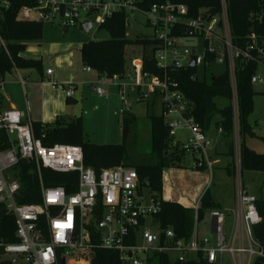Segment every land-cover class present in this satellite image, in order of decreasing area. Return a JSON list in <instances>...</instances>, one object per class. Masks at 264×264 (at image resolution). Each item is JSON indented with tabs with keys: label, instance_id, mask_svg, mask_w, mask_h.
Returning <instances> with one entry per match:
<instances>
[{
	"label": "built area",
	"instance_id": "built-area-1",
	"mask_svg": "<svg viewBox=\"0 0 264 264\" xmlns=\"http://www.w3.org/2000/svg\"><path fill=\"white\" fill-rule=\"evenodd\" d=\"M228 6L229 0H220L217 13L211 8L193 13L180 0H155L154 3L152 0H33L31 5L20 8L16 20L48 24L68 32L86 22H90L92 28L101 27L116 14L126 16L128 28L136 16L144 17L153 30V36L149 37L151 44L147 46L150 54L140 59L131 58L121 75L96 73L97 81L90 87L101 98L110 95L109 86L117 87L122 96L123 114L131 113L127 98L135 103L154 101L172 144L178 145L186 156L193 157L195 170L204 169L207 191L213 185L217 164L211 155L215 138H220L223 131L219 129L214 137L203 129L195 120L179 81L172 75L189 68L203 74L206 68L225 66L233 93L237 142L236 132L240 137L237 72L247 64H256L258 71L252 77V84L264 82L259 74L264 68V36L252 33L244 48L237 47L233 42ZM10 7V0H0V18ZM187 40H201V44L190 49L185 44ZM0 42V54L15 65L1 33ZM149 56L152 62L148 65L152 63L160 75L146 70L145 59ZM83 71L95 73L89 66ZM45 74L51 88L58 91L54 71L47 69ZM5 84V77L0 75V210L15 218L18 242L0 244L4 250L2 264H94L101 250L117 253L120 264H160V258H170L171 254L177 256L175 262L179 263L254 264L256 259H264V244L254 236V228L262 220L256 199L243 186L237 145V166L233 173L238 190L236 208L208 211L212 218L211 236L201 238L200 199L193 207L191 237L178 238L172 228L162 230L155 221L163 201L178 199L174 183L169 195L165 197L163 191L160 199L150 191L147 181H141L135 168L122 165L98 172L86 166L81 146H45L35 137L33 121L5 106ZM62 89L67 99L75 98L76 88L71 83L62 84ZM180 131L187 132L184 142L176 141ZM22 165L37 176L38 203H21L24 198L20 180ZM44 169L63 176L64 185H48L47 180L56 179L45 178ZM229 216L233 217V222L226 235Z\"/></svg>",
	"mask_w": 264,
	"mask_h": 264
},
{
	"label": "trees",
	"instance_id": "trees-1",
	"mask_svg": "<svg viewBox=\"0 0 264 264\" xmlns=\"http://www.w3.org/2000/svg\"><path fill=\"white\" fill-rule=\"evenodd\" d=\"M11 7L0 18V33L7 42L9 52L16 67L35 68L42 75L41 61L26 60L21 54L26 51L29 42H41L44 37V24L20 22L16 20L21 7L31 5L33 0H10ZM155 0H152L154 3ZM186 3L193 13H198L202 8H211L214 13L220 10V0H180ZM229 19L233 42L237 47L244 48L248 37L255 33L264 36V0H229ZM124 14H116L110 18L102 28L110 33L107 41H89L82 45L80 53L84 66L91 67L95 73L107 76L121 75L125 72L130 61L126 57V47L132 44L145 48L151 44L149 37H138L134 41L127 38V25ZM151 56L146 57V70L160 75V71L148 62H152ZM13 63L4 54H0V75L6 76L11 72ZM256 64H247L237 72L238 106H239V136L242 172L264 173V154L256 152L247 145L248 138H256L254 126L250 123V117L254 113L255 97L257 95L252 77L257 73ZM201 72L189 68L173 73V77L179 81L181 90L192 106V114L195 120L206 132L217 133L222 129L220 138L227 141V157L233 158L235 152V124L232 106V88L228 71L216 75L212 68H206ZM196 75V79H193ZM221 101L227 104L220 106ZM148 120L150 124L151 148L139 161L129 160L126 146L123 145H98L86 140L82 119L66 120L57 118L53 124L34 123L35 137L45 145L68 144L81 146L84 151L85 164L100 172L103 169H111L131 163L140 176L142 182H148L150 191L158 198L163 197L164 170L175 164L178 167L184 162L186 155L174 146L169 136L165 121L156 112L154 101L148 102ZM136 122V116L132 113L124 114L123 132L127 138L131 123ZM264 141V139L262 138ZM125 166V165H124ZM28 166H21V183L24 198L21 203L40 202L37 192V176L29 173ZM18 172V166L15 169ZM227 173L233 176V162L227 167ZM204 171V169H202ZM45 178L56 179L54 182L47 180L48 185H64V177L47 169L43 170ZM18 178V173H17ZM49 181V182H48ZM72 192L73 190H68ZM161 212L155 216V221L160 229L172 228L178 238L189 239L194 226V210L186 208L177 202L163 201ZM256 207L261 217V222L254 228L255 238L264 244V195L256 199ZM213 209H221L210 193L205 191L200 200L198 211L199 221H202L206 213ZM15 218L7 211L0 210V244L17 243ZM4 250L0 247V264L3 263ZM94 264H120L117 253L107 250L98 252ZM160 264H204L202 261L179 263L172 262L169 257L160 258ZM254 264H264V259H256Z\"/></svg>",
	"mask_w": 264,
	"mask_h": 264
},
{
	"label": "rangeland",
	"instance_id": "rangeland-1",
	"mask_svg": "<svg viewBox=\"0 0 264 264\" xmlns=\"http://www.w3.org/2000/svg\"><path fill=\"white\" fill-rule=\"evenodd\" d=\"M127 38L134 41L140 36H153V30L146 24V19L142 16H136L132 21L131 28H127ZM44 39L41 42H29L26 51L21 54L26 60L41 61L43 71L51 69L54 73L63 76V82H58V91L63 95L65 102V90L62 89V84L71 83L76 88V96L74 100L68 99L67 104L69 110H72L74 118L82 119L83 131L86 140L90 143L98 145H125L129 160L139 161L151 148L150 124L148 120V110L145 103H135L133 100L127 101L131 105V113L136 116V122L131 123L130 132L127 138L123 132V102L119 89L115 86H109L110 95L104 98L97 96L91 89L90 84L97 81V74L84 73V64L81 59L80 47L83 43L89 41H107L110 39V33L98 26H94L90 32L81 31L79 27L69 30L66 34L61 28L53 29L50 25L44 24ZM42 44H47L46 49L42 48ZM185 44L188 48H198L201 40H187ZM2 49L0 42V51ZM142 55H147L143 47L135 44L126 47V57L128 61L132 59H140ZM225 70L223 65H215L213 72L216 75H221ZM264 78V68L259 72ZM54 78V77H53ZM42 73L35 68L18 67L13 64L11 72L5 76V94L11 93L18 97V86L13 82L32 84L42 82ZM55 80V78H54ZM44 84L49 82V79L44 76ZM257 93L255 97L254 113L250 117V123L254 126L257 134L256 138H248L247 145L256 152L264 154V82L254 85ZM127 97V96H126ZM227 104L226 101H221L220 106ZM23 118H25L23 116ZM213 136L216 133L212 130ZM237 135L234 141L235 152L233 158L226 156L228 153L227 141L223 138H215L214 153L212 159L219 161L214 167V181L210 188V193L214 200L223 206L234 210L237 206V187L233 176H230L226 167L229 162H233V173L237 166V152L240 149V137ZM187 139V132H178L176 141ZM237 145V152H236ZM224 152V155H222ZM216 156H215V155ZM231 159V160H230ZM194 159L191 155H187L184 162L178 167H171L164 170L165 178V197L172 191L178 193L177 203L182 206L192 209L201 193L205 192V172L195 170L193 168ZM125 166L134 167L131 163H125ZM242 182L246 191L255 199H261L264 195V173L262 172H243ZM174 183V185H173ZM178 189V190H177ZM182 193V194H181ZM203 195V194H202ZM201 199V198H200ZM233 217L227 218L225 233L230 232V227L233 222ZM212 218L210 213H206L204 219L199 224L200 237L205 238L211 236ZM170 259L177 261L175 254L170 255Z\"/></svg>",
	"mask_w": 264,
	"mask_h": 264
},
{
	"label": "crops",
	"instance_id": "crops-1",
	"mask_svg": "<svg viewBox=\"0 0 264 264\" xmlns=\"http://www.w3.org/2000/svg\"><path fill=\"white\" fill-rule=\"evenodd\" d=\"M52 28L55 29L54 27ZM66 33L67 32H65V34ZM46 45L47 44H42V48L46 49L47 47ZM45 72L46 71H44L42 75L43 79L44 76L46 77ZM54 78L55 80L60 82H63L61 80H64L63 76L58 74V72L54 74ZM43 79L40 84L36 82H31L32 84L13 82L15 85L18 86V90L20 94L18 93V97H17L15 94L13 95L11 93H6L5 106L7 108L16 109L20 111L22 115L25 117L24 119H31L33 123L53 124L56 122L57 118L59 117H63L67 121L70 119H76L74 118L72 110H69V105L67 104L68 99L65 97L66 103H64L62 100L63 94L60 93L59 91H54L48 83L42 84L44 83ZM216 138L219 139V137ZM222 155H224V152ZM218 162L219 161H217V163ZM230 164L231 161L229 162L227 167H229ZM202 194L204 193H201L196 203L199 202L200 198L203 196ZM177 201H179V199H176V201L173 202H177ZM188 206H194V205L188 204ZM220 206L221 209H225V210L228 209V208H223L222 205Z\"/></svg>",
	"mask_w": 264,
	"mask_h": 264
},
{
	"label": "water",
	"instance_id": "water-1",
	"mask_svg": "<svg viewBox=\"0 0 264 264\" xmlns=\"http://www.w3.org/2000/svg\"><path fill=\"white\" fill-rule=\"evenodd\" d=\"M80 29H81V31L88 33V32L91 31V29H92V25H91L90 22H86V23H83V24L80 26ZM194 66H195V63L193 62V63H192V67H194ZM172 167H175V164H173ZM63 264H64V262H63Z\"/></svg>",
	"mask_w": 264,
	"mask_h": 264
}]
</instances>
